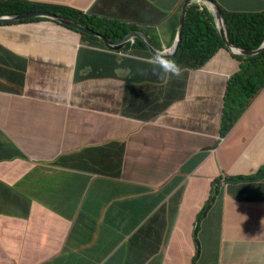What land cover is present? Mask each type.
<instances>
[{"label":"crops","instance_id":"1","mask_svg":"<svg viewBox=\"0 0 264 264\" xmlns=\"http://www.w3.org/2000/svg\"><path fill=\"white\" fill-rule=\"evenodd\" d=\"M159 1L160 10L132 15V12L120 9L119 18L146 28L173 16L175 22L169 26H178L179 8L184 0ZM18 25L0 28V40L15 44L29 35L19 30ZM48 27L49 24L39 25L36 31L42 32ZM44 44L46 50L42 52L36 39L30 37L26 41L24 56L32 61L21 93L9 88L12 81L0 83V156L14 159L0 162V230L11 213L10 199L15 197L13 187L17 184L19 194L32 197L27 227L18 224L15 231L17 238L22 239L16 245L19 249H11L13 254L23 257L25 264H39L38 260L50 252L44 243L46 235L52 228L56 230L53 234L60 233L68 221L67 215L62 213L58 218L52 209L41 202L51 204L52 196L43 190L47 179L53 174L50 168L55 167L53 162L62 150L68 149V153L75 150L79 128L90 136L93 143L104 145L113 138L124 142L126 176L156 189L161 182L149 175V165L141 167L137 164L139 158L146 155L145 158L152 161L155 156L159 160L166 159L167 155L164 154L169 155L171 149L168 129L177 131L178 136L196 133L206 137H209L210 129H218L226 90L225 74L237 69L236 61L228 60L230 56L221 52L201 69L173 74L167 63L157 64L151 61L155 58H141L146 56L144 51L131 50L116 57L104 71L107 60H110L106 58L92 72L93 76L90 75L86 81L76 82L79 47H59V53L46 60L45 68L39 72L36 61L52 54L51 47L46 42ZM3 47L12 52L0 43V56H10ZM4 64L5 61L0 60V66ZM112 66H116L114 71ZM43 82L48 84L45 90L42 88ZM130 84H137L135 101L128 98ZM57 119L59 121H54ZM232 132L216 158L196 171L192 198L203 193L204 186L218 175L220 168L244 173L249 166L258 163V153L264 148V90ZM140 136H143V141L139 140ZM249 148L251 153L244 155ZM21 153L27 157L26 160L17 159ZM127 157L131 159L127 160ZM57 159L55 161L61 163ZM167 174V168H159L160 179ZM69 178L72 180V176ZM63 192L68 198L73 193L69 187ZM57 197L64 200L63 196ZM158 202V198L154 197L151 207L157 206ZM72 205L75 204L68 199L61 208ZM233 221V231L226 232L223 235L226 241L220 243L221 264H264L263 234L262 238L242 234L244 225L252 221L264 227V181L257 182L253 191L240 199ZM192 223V219L179 220L185 232L182 238L177 235L176 241L184 242L179 244L184 251L167 261L162 256L154 223L148 224L142 233L124 234L128 239L125 252L127 264H189ZM44 227L38 239V230ZM35 240L37 242L31 246ZM118 241V237L109 240L105 252L117 246ZM253 256L258 257L257 262L252 261ZM67 259L69 257L63 255L59 261L51 264H63ZM119 259L117 256L106 264H119Z\"/></svg>","mask_w":264,"mask_h":264},{"label":"clouds","instance_id":"2","mask_svg":"<svg viewBox=\"0 0 264 264\" xmlns=\"http://www.w3.org/2000/svg\"><path fill=\"white\" fill-rule=\"evenodd\" d=\"M23 2L56 5L61 7V12L58 15L51 11L11 12L17 4ZM261 3L262 10H264V0H261ZM184 5V25L180 29ZM238 5L244 6V9L238 11ZM159 6V0H0V28L36 21H45L49 24V27L41 34L44 42L51 47L52 54H49L48 58L36 61L39 72L45 68L46 60L59 53V47L70 46L71 48L74 45L79 47L75 68L76 82L88 80L83 76L96 71L106 58H110V60H107L103 68L104 71L109 68L116 57L125 55L131 50L144 51L146 56L141 58H155L156 60L151 61L157 64L167 63L173 74L201 69L212 62L221 52H226L231 58L228 60H235L237 63V69L225 74L226 90L218 129H210L209 137L196 133L178 136L177 131L168 129L171 137V149L168 151L169 155L164 154L167 155V158L159 160L158 156H155L153 161L150 158L137 161L141 167L149 165V175L157 177L155 179L161 182L156 189L149 188L141 180L129 179L125 174L124 166H122L121 179L126 178L129 184L119 186L116 182L117 179L112 177L110 170L102 164L91 166L85 160L76 162V159L72 158L65 161H74L75 163L59 164L55 161L56 159L54 160L55 167L50 168L53 174L47 179V185L43 189L52 196L51 204L43 202L41 204L52 209L58 218H60L59 214L64 213L68 216V221L63 225L60 233L53 234L52 232L56 230L52 228L49 235H46L44 243L50 252L38 260L39 264L54 263L59 261L63 255L69 257L63 264H106L116 259L117 256L120 258L119 264H127L125 252L128 248V239L124 234L142 233L150 223H154L162 256L167 261L173 255L183 254L184 247L179 244L184 242L176 241L177 235L182 238L181 236L185 232L184 226L179 224V220L183 218L193 220L190 229L189 264H221L220 243L226 241L223 237L226 232L233 231L231 227L236 215V206L241 198L253 191L257 182L264 181V148H262V151L258 153L257 164L249 166L244 173L230 172L220 168L218 175L204 186L203 193L195 199L192 198V189H194V181L197 178L196 171L216 158L234 133L232 131L240 119L264 90V87L258 85L260 79L247 80L248 73L264 76V41L254 50L230 43L222 12V10L243 12L249 7L247 0H184L179 8L178 26L174 28L169 26L170 32L167 40L170 41L163 48L155 45V43H160V40L155 37L154 41L148 31V26L146 28L138 27L119 18L120 9L130 11L134 15L160 10ZM192 8H195L199 14L207 12L217 28L220 18L218 11L220 12L225 21L229 46L223 40L226 48L219 49L204 65L197 69L187 67L180 69L174 60L182 48L187 11ZM44 14L50 16H44ZM166 19L168 20L165 18L162 22ZM174 22L169 20V24ZM158 23L151 26L159 32L166 31H160L157 28ZM125 24L130 25L131 29L123 36L122 40L113 42L111 39L118 38L116 32L124 30ZM180 31H182L181 40L178 41ZM36 37H38V33L31 35L32 39ZM145 38L150 46L146 43ZM122 41H124L123 45L116 48ZM140 42L143 44L141 45ZM177 43H179L178 51L175 52ZM125 45L129 47L124 49ZM244 51L248 53H243ZM8 52L11 54L10 56H0V60L5 61V64L0 66V83L12 81L1 79L4 73L11 72L15 77L14 72L23 70L25 73L24 83L15 80L9 86L21 93L25 86L26 70L30 67L32 60L13 51ZM13 54L20 57L21 60H11ZM250 58H259V60H248ZM79 78L80 80H78ZM130 85L128 98L135 101L137 84ZM232 90L241 92L246 96V99H251V102L230 131L222 135L221 122L225 98L227 99ZM123 103L125 106L124 99ZM59 119L54 121H59ZM78 131L82 132L80 128ZM116 139L113 138L105 144L115 142ZM139 140L143 141V136H140ZM155 142L160 147L156 139ZM250 153L251 148L244 155ZM17 159L26 160L27 157L21 153ZM11 160L14 159L0 156V162ZM160 167L168 169V174L161 179L158 177ZM95 168L98 169V173L88 171ZM69 176H72V180ZM66 187H69L73 192L69 198L63 192ZM13 189L15 197L10 199L11 213L0 230V264H25L23 257L13 254L11 249H19L16 248V245L22 239L17 238L15 231H17L18 224L27 227V220L32 208V197L28 194H19L17 184ZM58 195L63 196L64 200L58 198ZM154 197L158 198L159 202L157 206L151 207ZM68 199L75 205L62 209L63 203ZM244 232L248 236H254L252 232L257 231L244 230ZM117 237L119 244L105 252L106 243ZM135 242L139 241H133V243Z\"/></svg>","mask_w":264,"mask_h":264},{"label":"trees","instance_id":"3","mask_svg":"<svg viewBox=\"0 0 264 264\" xmlns=\"http://www.w3.org/2000/svg\"><path fill=\"white\" fill-rule=\"evenodd\" d=\"M247 2L249 7L243 12H237L236 10H222V12L226 21L230 43L235 46L239 45L246 47L248 50H254L264 41V10H262L261 0H247ZM60 9L61 7L56 5L23 2L17 4L11 12L51 11L58 15L61 12ZM124 27V30H118V32H116L118 38L109 39L113 42L122 40L123 36L131 29V26L128 24H125ZM140 44L142 45L143 43L140 42ZM128 47V45H125L124 49ZM221 48H226L225 43L209 14L207 12L199 14L195 8L188 10L185 18L182 48L179 55L174 60L178 67L180 69L186 67L197 69L204 65V63L212 58ZM11 60H21V58L13 54ZM248 60H259V58H250ZM112 67L114 71L116 66ZM13 74L15 77L11 72L4 73L1 79L12 80L13 83L15 80L24 83L25 73L23 70H17ZM90 75L93 76L92 72L87 73L83 78L88 79ZM253 79H260L258 85L264 87V76H256L254 73H248L247 80L251 81ZM16 92L20 91L17 90ZM250 102L251 99H246V96L241 92L232 90L228 94L227 99L225 98L224 113L221 122L222 135L230 131L232 126L249 106ZM90 139L89 135L84 132H79L78 137L75 139V152L68 153V149L62 150V152L59 153L58 159L56 158L58 162H61L59 164L75 163L74 161H65L69 158H75L76 162L85 160L91 166L102 164L110 170L112 177L117 179L116 182L119 186L129 184L126 178L121 179L125 154L124 144L115 141L101 145L100 143L91 142ZM88 171L94 173L99 172L97 168ZM42 232L43 229L40 228L38 230V239L41 237ZM252 233L254 234L253 237L257 238L260 236L262 238V231ZM242 234L248 237L245 232H242ZM37 240H35L31 246H34ZM252 261L257 262L258 257L253 256Z\"/></svg>","mask_w":264,"mask_h":264},{"label":"rangeland","instance_id":"4","mask_svg":"<svg viewBox=\"0 0 264 264\" xmlns=\"http://www.w3.org/2000/svg\"><path fill=\"white\" fill-rule=\"evenodd\" d=\"M10 1H15V0H10ZM237 10L238 11H241L244 9V6L242 5H238L237 6ZM169 20L170 21H175V17H170L168 18V20H164L163 22L161 23H158L157 24V28L160 30V31H164V32H159L155 27L153 26H148V31L150 32L151 36L155 39V37H157L159 40H160V43H155V45L159 48H163L164 46L167 45V43L170 41V40H167V37H168V33L170 32V29L169 28ZM39 25H42V26H47L48 23L45 22V21H42L40 23H25V24H20L18 26H16L19 30L21 31H24V32H27L29 33V35L27 36H24L22 37L21 39L17 40L15 42V44H12L11 43H5L3 40H0V43L2 44H5L7 47H9V49H11L14 53L16 54H22V56H24V53L26 52V41L31 37V35H34L36 33H38V37H36V41L39 45V48L42 52H44L46 50V46L44 44V39H43V36L41 34V32H37V28ZM20 48V50L18 49ZM30 73V67L27 68L26 70V75ZM48 86V84H46V82H43L42 83V88L45 90L46 86ZM45 131H46V128H45ZM122 144H124V147H125V143L124 142H121ZM126 148V147H125ZM214 153V152H213ZM146 157V155H142L140 159H144ZM124 158H125V154H124ZM127 160L131 159L130 157H127L126 158ZM125 165V162L123 164V166ZM244 228L245 230L247 231H262L263 233V237H264V227L262 225H259L257 221H252L250 222L249 224H245L244 225Z\"/></svg>","mask_w":264,"mask_h":264},{"label":"water","instance_id":"5","mask_svg":"<svg viewBox=\"0 0 264 264\" xmlns=\"http://www.w3.org/2000/svg\"><path fill=\"white\" fill-rule=\"evenodd\" d=\"M184 11H185V5H184V7H183V9H182V16H181V25H180V29H182V28H183V25H184V14H183ZM218 15H219V17H220V18H219V22H218V29H219L220 35L222 36V38H223V40L225 41L226 45L229 46V45H228V42H227L228 40H227V37H226L225 21H224L223 17H221L219 11H218ZM26 16H29V15H26ZM44 16H50V15L44 14ZM181 32H182V31H180V33H179V35H178V41L181 40ZM143 39H144V38H143ZM145 41H146V43L149 45V42H148V40H146V38H145ZM123 43H124V41H122L119 45H117L116 48L121 47V46L123 45ZM178 44H179V43L176 44L175 52L178 51ZM149 46H150V45H149ZM151 50H152L153 52H155L152 48H151ZM155 53L157 54V52H155ZM243 53H248V52L244 51Z\"/></svg>","mask_w":264,"mask_h":264}]
</instances>
